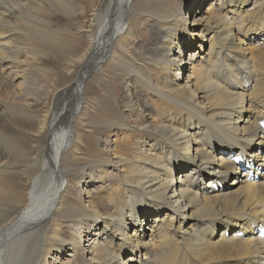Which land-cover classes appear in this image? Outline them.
<instances>
[{"label":"bare ground","instance_id":"bare-ground-1","mask_svg":"<svg viewBox=\"0 0 264 264\" xmlns=\"http://www.w3.org/2000/svg\"><path fill=\"white\" fill-rule=\"evenodd\" d=\"M263 140L264 0H0V264H264Z\"/></svg>","mask_w":264,"mask_h":264},{"label":"rangeland","instance_id":"rangeland-1","mask_svg":"<svg viewBox=\"0 0 264 264\" xmlns=\"http://www.w3.org/2000/svg\"><path fill=\"white\" fill-rule=\"evenodd\" d=\"M192 16H193V11L187 15V17H186L187 23H191ZM71 20L68 21V19L66 17H64L61 13L59 16H57V18L53 19V23L51 24V27L53 29H56V30H59V28H65L66 29L65 31L61 30V32L59 33V35L57 37H63L67 40H70L72 38L73 34L75 33V26L77 25L78 22H77V19H75L73 21H71ZM75 22H77V23H75ZM62 47L64 49L66 48L65 45H62ZM195 47L196 46H194V48ZM67 49H69V48L67 47ZM185 52H188V51H185ZM187 56H188V54L186 53V54H184L183 58L186 59ZM42 61H43V63H45L49 67L53 68L56 72L59 73L58 79L60 80V83H63L64 82V80H63V64H64V62L58 63L57 61L53 60L52 58L42 59ZM83 66H84L83 62H79L78 65H75V67H72L71 68V74L69 75V78L67 80L73 81ZM50 73H52V72H50ZM31 77H32V85L31 86L33 88H35L37 91H43L45 85L48 82L47 79H48L49 75H47L45 73L35 72V75L31 76ZM98 79H99L100 83L103 82V86H100L98 84L96 86L92 85L91 87H89L85 90L84 96L87 97L92 102H96L93 99L97 98V105L99 106V108H97V110H92L95 113V115L98 114L101 116L104 115L105 117H109V114L104 112L105 110L109 109V101H108L107 94L112 92L113 94H115V96H118L120 94L121 89L117 86V84L111 82L110 79H106V80H104L103 78H98ZM182 147L184 148V154H185V150L187 149L185 147V143H182ZM261 153L262 154L264 153V143H263ZM201 183H202V185L205 184L203 182V180L201 181ZM227 190H228V188H226V191ZM257 235L259 237L260 233H258ZM179 244H180V241H179ZM51 261H52V259L49 260V264H51Z\"/></svg>","mask_w":264,"mask_h":264}]
</instances>
